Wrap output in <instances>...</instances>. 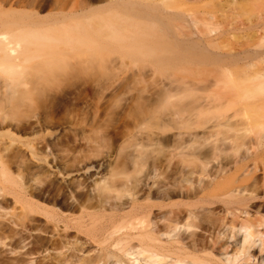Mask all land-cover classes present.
Listing matches in <instances>:
<instances>
[{"label": "bare ground", "instance_id": "1", "mask_svg": "<svg viewBox=\"0 0 264 264\" xmlns=\"http://www.w3.org/2000/svg\"><path fill=\"white\" fill-rule=\"evenodd\" d=\"M182 7L0 0V264H264V37L224 49ZM93 66L126 73L118 164L89 162L87 130L48 129L89 116L58 115L55 86Z\"/></svg>", "mask_w": 264, "mask_h": 264}, {"label": "rangeland", "instance_id": "2", "mask_svg": "<svg viewBox=\"0 0 264 264\" xmlns=\"http://www.w3.org/2000/svg\"><path fill=\"white\" fill-rule=\"evenodd\" d=\"M179 1L183 4L182 9L181 10H170V12L182 11V12H184L185 17H187V20H189L190 18L198 20L199 21V27L198 28L200 31L206 32V30L209 26L214 27L215 32L209 34V38L216 39L217 43L221 47H224V49H233V50L236 49L237 50V49L255 44L257 41L261 40L264 37V15H260L259 17H257V16L256 17H250V16L244 14L239 9L230 8V7L226 6V4H223V3L221 6L218 5V6H214V7H209V6H206L207 1H205V0H179ZM106 2H108V1H106ZM186 3H187V6H186ZM103 4H104V2H103ZM94 6H95V4H94ZM182 31L186 32V22H184V24H182ZM192 31L196 32V28H193ZM198 36H200V35H198ZM87 75L91 76V78L89 77L90 81H88L89 79H87L88 78ZM125 76H126V73H123V71H121V70L119 71L117 69V67L101 68L98 66H93L89 70L80 69V71L74 72V74H72V76H70L69 78H66L68 80L65 79L64 81H62L60 83L59 86H55V87H58V89L56 88V90H58V91H56V93L61 91V92H59V94L57 93L61 97V98L58 97V98H60L59 99L60 102H59V108H58V115H61L60 113H62L66 108L76 107V108L80 109L81 107L88 105V115L89 116H87V117L85 115L80 116V119L77 120L76 122L71 120V124H70V122H68L62 126H59V128L58 127L54 128V129L48 128V129L52 130V131H50V130L49 131L52 133L55 132L56 134L58 131H60V133L62 134L63 133L62 131L65 130L64 132H67V131H70L72 129V130H74L75 133H78L77 134L78 137H80L82 139L84 137V133L86 132V131L81 132L82 129L87 130V132L85 133V136L91 135L90 137H92V138H89V139H92V141L90 140V142L93 143V146L91 143H90L91 146H89V144H88L89 139L88 140L83 139L82 141H84V142L88 141V143H87L88 145H86V144L84 145L82 142V147H80V148L82 149L83 152L88 153V151H91V153L89 152V154L86 153L89 156L93 154V156L97 155V157H98L99 152L101 153L98 158L97 157L94 158L93 156L91 158V156H90V158H91L89 161L90 163H91V161H92V163L93 162L97 163V161L99 162L101 160L102 161H104V160L110 161L109 158L111 159L112 163L116 162V161L121 162L120 159L117 160V156L119 158H121V152L119 150V148H120L119 143H121L122 139L124 137H126V135H127L126 131L129 132L130 128H131L130 129L131 132L136 131L134 129L133 125L125 126L123 124V119H124L123 113H124L125 109H123V111L121 112L122 109H120V108H122L121 107L122 105L120 103L121 101L119 102L120 99L117 101L116 100L114 101V99H113L116 97V95L118 93L117 87L122 83V81H124L123 79ZM146 79L149 80L150 76H147ZM83 81H88V84L90 85V87L88 85L89 89L86 90V88L83 85L84 84ZM105 88H106V90H104ZM114 88L117 89L116 94H114L116 91V90H114ZM107 90H108V92H107ZM113 90H114V93L112 92ZM109 94H110V96H109ZM111 94L113 95V97ZM58 98H57V100H58ZM117 98H119V96ZM103 99L104 100L106 99L105 101H107V103L105 104V106H103V108H105V113L102 114V111L100 112L101 115H103L102 117L100 116L101 117V119H100L99 116L97 117V113H96L99 111L98 110L96 111L95 108H97V109L99 108V110L102 108V103L104 102ZM64 106H65V109H64ZM107 107H108V109H107ZM100 113H98V115ZM120 113L122 115H120ZM93 114H94V116H93ZM121 116H122V118H121ZM92 117H93V119H91V120H92V122H94V124H96L95 126L93 123L91 124V122L89 121L90 118H92ZM120 118H121V120H120ZM98 119H99V121H98ZM104 119L106 120L105 123H108V125L110 124L109 126L107 124L101 125L102 123H104V122H102V121H105ZM107 119H108V121H107ZM95 121H97V123ZM88 122H90V123H88ZM72 123H74V124H72ZM88 124L89 125L91 124V125L89 126ZM99 124L103 127L104 126H108V127L111 126L110 129L112 132L110 131V129L109 130L107 129L108 127L103 129V127H101ZM66 125H68L69 128ZM70 125H72V126H70ZM84 125L85 126L88 125L89 127L88 126L85 127ZM92 125H93V128H91ZM64 126H66V127H64ZM83 126L86 129H84ZM94 127L98 128L97 130H99V131L96 132V130H95L96 128H94ZM99 127L102 128L101 131L106 129L104 132H101L102 134H104L107 131L108 132L110 131V134L107 132L106 136H105V134H104V136H101ZM66 129H68V130H66ZM90 129H92V130H90ZM92 131H94V132H92ZM91 132H92V134H91ZM117 132H119V133H117ZM114 133L117 135H115ZM22 137L25 138V137H27V135H22ZM102 137H104V138H102ZM113 137L116 139H114ZM100 139H102V140L105 139L104 141L101 142L102 144L100 142L98 144V142H97V141H100ZM106 139H108L107 143L110 145H108L107 143H106L107 145L105 144ZM103 142L105 145H103ZM117 142H119V143H117ZM83 146H85V147L87 146V148L89 146L90 149L88 148V151H87V150H85L86 148ZM96 150H98V151H96ZM95 151L97 154L95 153ZM118 151L120 152V154H118L119 153ZM92 152H94V153H92ZM109 152L111 153L112 156L108 155V154H110ZM94 154H96V155H94ZM102 155L104 157V160L102 159ZM106 156H108V157H106ZM112 158H114V159L112 160ZM111 162H110V164H112ZM113 164H115V163H113ZM44 169L47 170L48 167L44 168ZM56 178L55 179L57 180L56 181L57 183L55 182V184L60 183L59 181H61V183H62L63 180H61L60 177H56Z\"/></svg>", "mask_w": 264, "mask_h": 264}]
</instances>
